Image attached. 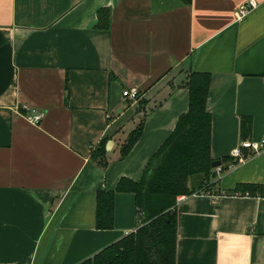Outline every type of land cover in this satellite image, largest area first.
<instances>
[{
  "label": "crops",
  "instance_id": "0c3cea01",
  "mask_svg": "<svg viewBox=\"0 0 264 264\" xmlns=\"http://www.w3.org/2000/svg\"><path fill=\"white\" fill-rule=\"evenodd\" d=\"M184 1L0 0V264H80L139 229L135 195L117 193L114 228L98 230L97 194L142 179L189 110L190 72L211 75L222 164L213 189L177 203L176 264H264V198L234 194L264 185V152L231 156L264 138V0L242 22L248 0ZM106 138L104 168L92 154Z\"/></svg>",
  "mask_w": 264,
  "mask_h": 264
},
{
  "label": "trees",
  "instance_id": "16d2710c",
  "mask_svg": "<svg viewBox=\"0 0 264 264\" xmlns=\"http://www.w3.org/2000/svg\"><path fill=\"white\" fill-rule=\"evenodd\" d=\"M191 0H185L189 4ZM97 28L108 29V10L98 11ZM211 75L190 72L186 86L189 90V110L182 115L174 132L145 168L142 179L120 180L115 191L97 194L96 228L112 230L115 224L117 193H132L142 225L131 233L80 264H176L178 198L213 189L210 184L214 162L212 147V115L208 111ZM144 121L128 136L120 149L125 159L142 135ZM244 126L245 121L243 122ZM108 138L92 154L100 166H108ZM227 162V159L225 160ZM197 179V187L190 180ZM264 198V185H242L234 194Z\"/></svg>",
  "mask_w": 264,
  "mask_h": 264
},
{
  "label": "built area",
  "instance_id": "2783aa9c",
  "mask_svg": "<svg viewBox=\"0 0 264 264\" xmlns=\"http://www.w3.org/2000/svg\"><path fill=\"white\" fill-rule=\"evenodd\" d=\"M258 3L256 0H248L243 3L236 12V21L242 22L245 20L256 8ZM123 97L130 100L132 103H138L140 100V94L137 89H127L123 91ZM26 108V107H25ZM28 110V109H27ZM43 118V114L38 111H31L29 115L26 116V119L29 123L33 125H38ZM248 150L254 154H260L264 152V138L260 141L245 140L240 143V146L232 152V158L236 161H243L245 158L244 152ZM217 174L221 172V168L218 167L213 169ZM185 198V196L179 197L178 201Z\"/></svg>",
  "mask_w": 264,
  "mask_h": 264
},
{
  "label": "water",
  "instance_id": "95a60500",
  "mask_svg": "<svg viewBox=\"0 0 264 264\" xmlns=\"http://www.w3.org/2000/svg\"><path fill=\"white\" fill-rule=\"evenodd\" d=\"M112 144H113L112 142H109V143H108V146H107V147H108V150L110 149V146H112ZM221 164H222L221 161H214V162L212 163V168H213V169H216V168H218V167H221Z\"/></svg>",
  "mask_w": 264,
  "mask_h": 264
},
{
  "label": "rangeland",
  "instance_id": "374dc122",
  "mask_svg": "<svg viewBox=\"0 0 264 264\" xmlns=\"http://www.w3.org/2000/svg\"><path fill=\"white\" fill-rule=\"evenodd\" d=\"M126 140H127V139H126ZM126 140H125V142H126ZM125 142H124L123 144H125ZM123 144H122V145H123Z\"/></svg>",
  "mask_w": 264,
  "mask_h": 264
}]
</instances>
